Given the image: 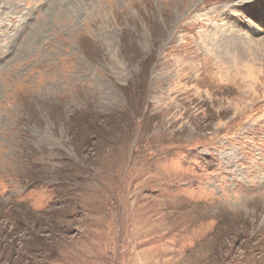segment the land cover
<instances>
[{"label": "rangeland", "instance_id": "1", "mask_svg": "<svg viewBox=\"0 0 264 264\" xmlns=\"http://www.w3.org/2000/svg\"><path fill=\"white\" fill-rule=\"evenodd\" d=\"M0 264H264V0H0Z\"/></svg>", "mask_w": 264, "mask_h": 264}, {"label": "bare ground", "instance_id": "2", "mask_svg": "<svg viewBox=\"0 0 264 264\" xmlns=\"http://www.w3.org/2000/svg\"><path fill=\"white\" fill-rule=\"evenodd\" d=\"M245 20H246V19H245ZM247 21H248V20H247ZM248 22H249V21H248ZM249 23L252 24L251 21H250ZM252 25H253V24H252Z\"/></svg>", "mask_w": 264, "mask_h": 264}]
</instances>
